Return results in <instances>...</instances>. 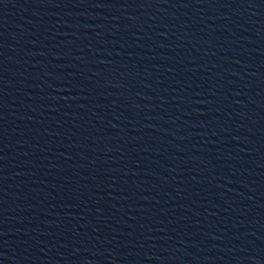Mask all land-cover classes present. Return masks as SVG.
<instances>
[{"label":"water","instance_id":"water-1","mask_svg":"<svg viewBox=\"0 0 264 264\" xmlns=\"http://www.w3.org/2000/svg\"><path fill=\"white\" fill-rule=\"evenodd\" d=\"M0 210L32 264H264V0H0Z\"/></svg>","mask_w":264,"mask_h":264}]
</instances>
